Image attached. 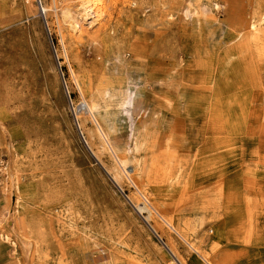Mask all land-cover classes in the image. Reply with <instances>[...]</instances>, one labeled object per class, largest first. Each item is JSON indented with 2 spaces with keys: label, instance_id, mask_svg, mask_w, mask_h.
I'll use <instances>...</instances> for the list:
<instances>
[{
  "label": "rangeland",
  "instance_id": "374dc122",
  "mask_svg": "<svg viewBox=\"0 0 264 264\" xmlns=\"http://www.w3.org/2000/svg\"><path fill=\"white\" fill-rule=\"evenodd\" d=\"M40 2L0 0V264H264V0Z\"/></svg>",
  "mask_w": 264,
  "mask_h": 264
},
{
  "label": "crops",
  "instance_id": "0c3cea01",
  "mask_svg": "<svg viewBox=\"0 0 264 264\" xmlns=\"http://www.w3.org/2000/svg\"><path fill=\"white\" fill-rule=\"evenodd\" d=\"M218 242H219V244H220V246H221V253H222V255H230V254H232L233 253V249H230L228 246L230 245L229 243H231V242H229V241H222V240H220V238H219V240H218Z\"/></svg>",
  "mask_w": 264,
  "mask_h": 264
},
{
  "label": "built area",
  "instance_id": "2783aa9c",
  "mask_svg": "<svg viewBox=\"0 0 264 264\" xmlns=\"http://www.w3.org/2000/svg\"><path fill=\"white\" fill-rule=\"evenodd\" d=\"M34 1H35L36 7L38 8L39 12H42L43 6H42L40 0H34ZM159 241H161V240L159 239Z\"/></svg>",
  "mask_w": 264,
  "mask_h": 264
},
{
  "label": "bare ground",
  "instance_id": "6f19581e",
  "mask_svg": "<svg viewBox=\"0 0 264 264\" xmlns=\"http://www.w3.org/2000/svg\"><path fill=\"white\" fill-rule=\"evenodd\" d=\"M45 11H46V9L42 7V13L40 12V14H44ZM105 140H106V139H105ZM137 206H139V205H137ZM170 227H171V225H170ZM175 262H176V261H175ZM177 262H178V261H177ZM178 264H180V263H178Z\"/></svg>",
  "mask_w": 264,
  "mask_h": 264
}]
</instances>
